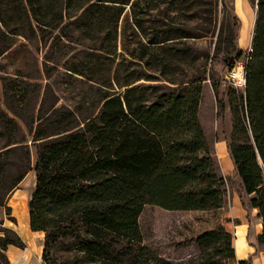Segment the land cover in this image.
I'll use <instances>...</instances> for the list:
<instances>
[{"label":"trees","instance_id":"16d2710c","mask_svg":"<svg viewBox=\"0 0 264 264\" xmlns=\"http://www.w3.org/2000/svg\"><path fill=\"white\" fill-rule=\"evenodd\" d=\"M248 1L257 9L250 49L238 46L242 22L233 14L212 54L191 43L202 33L182 25L188 13L187 22L200 20V0H0V264L24 245L9 201L31 170L29 226L44 235L43 264H176L145 244L140 216L148 205L194 211L226 202L200 120L207 79L217 97L227 82L229 154L243 207L262 218L264 252V0ZM42 46L48 77L56 67L95 89L96 111L84 122L73 106L49 101L48 87L30 111L32 84L8 72L4 62ZM56 48L64 53L54 60ZM218 61L229 72L242 62L244 87L217 78ZM233 240L224 226L203 232L190 263L232 264Z\"/></svg>","mask_w":264,"mask_h":264},{"label":"rangeland","instance_id":"374dc122","mask_svg":"<svg viewBox=\"0 0 264 264\" xmlns=\"http://www.w3.org/2000/svg\"><path fill=\"white\" fill-rule=\"evenodd\" d=\"M200 1L201 6L197 9L198 12H201L200 20L187 22L189 13L182 18L183 26L196 29L204 35L197 42H191L192 44L198 47L200 51L213 54L217 36L225 18L229 16L228 18L232 19L233 14H236L242 22L238 46L242 50L250 49L255 27L256 9L248 0H228L229 8L227 10H224L221 0H219L218 6L212 8L210 4H206L210 0ZM211 9L214 11L213 18ZM205 29L208 33L205 32ZM46 50L43 46L39 49H23L15 58L4 63L11 64L8 72L15 73V78L29 81L32 84L28 85L31 100L30 111L34 109L38 100L40 103L48 87L50 89L47 90L46 94H48L49 101H57L58 105L68 104L73 106L81 121L84 122L87 117L96 111V107L92 102L95 89L88 82L66 78L61 72L62 70L58 71L56 67L50 71L52 77H48L43 65ZM63 53L61 49L56 48L52 53L53 55L49 54V56L57 60ZM213 69L216 77L221 79H224V76L232 77L237 74L236 79L232 77V83L244 87V64L242 62H239L231 72L224 70L220 61L215 63ZM2 74L0 68V77ZM226 88L227 82L223 80L217 97L212 86V80L207 79L203 83L200 105L201 123L205 129L211 150L218 161L220 173L225 178L226 202L224 206L215 210L170 211L159 206L148 205L140 216L145 244L155 248L176 264H191L190 261L199 253L196 238L207 230L224 226L235 237V231L238 227H241L242 222L246 224L245 226L250 225L253 236H257L262 228L256 211L249 212L242 205L240 178L235 174L234 164L228 149V139L233 122L230 109L226 105ZM2 98L0 82V100ZM219 100L225 103L224 109L221 108ZM31 150L32 164L34 165L36 149L31 145ZM35 183L36 174L34 170H31L9 201V205L13 208L12 214L17 218V224L14 225V228L24 244L22 247L11 246L7 251L11 264H43L42 252L44 245H42V238L44 235L32 231L29 226L28 200ZM247 199L246 197L245 200L247 201ZM236 203H239L245 209L247 217H238L239 214L235 211ZM255 254H260L262 261H264V252L261 246H257ZM232 264H237V260L233 261Z\"/></svg>","mask_w":264,"mask_h":264},{"label":"crops","instance_id":"0c3cea01","mask_svg":"<svg viewBox=\"0 0 264 264\" xmlns=\"http://www.w3.org/2000/svg\"><path fill=\"white\" fill-rule=\"evenodd\" d=\"M235 211L239 214L238 217H242V216L247 217V212L245 213V209L241 207L239 203L235 204ZM257 217L262 225V218L259 216ZM245 225L246 224L242 222L241 227H238L235 231L234 246L236 250L237 264L239 260L245 259L249 256H252L253 264H264L261 255L255 254L258 246L257 236L256 235L253 236L251 234V227L249 224H247V226ZM42 239H43L42 245H44V238Z\"/></svg>","mask_w":264,"mask_h":264},{"label":"built area","instance_id":"2783aa9c","mask_svg":"<svg viewBox=\"0 0 264 264\" xmlns=\"http://www.w3.org/2000/svg\"><path fill=\"white\" fill-rule=\"evenodd\" d=\"M232 77H233L234 79H236V78H237V74H234ZM232 77H230V78H232ZM244 84H245V78H244Z\"/></svg>","mask_w":264,"mask_h":264},{"label":"water","instance_id":"95a60500","mask_svg":"<svg viewBox=\"0 0 264 264\" xmlns=\"http://www.w3.org/2000/svg\"><path fill=\"white\" fill-rule=\"evenodd\" d=\"M256 11H257V9H256Z\"/></svg>","mask_w":264,"mask_h":264}]
</instances>
